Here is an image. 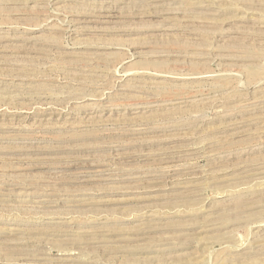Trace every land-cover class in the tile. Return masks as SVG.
<instances>
[{"label": "rangeland", "instance_id": "rangeland-1", "mask_svg": "<svg viewBox=\"0 0 264 264\" xmlns=\"http://www.w3.org/2000/svg\"><path fill=\"white\" fill-rule=\"evenodd\" d=\"M0 264H264V0H0Z\"/></svg>", "mask_w": 264, "mask_h": 264}, {"label": "bare ground", "instance_id": "bare-ground-1", "mask_svg": "<svg viewBox=\"0 0 264 264\" xmlns=\"http://www.w3.org/2000/svg\"><path fill=\"white\" fill-rule=\"evenodd\" d=\"M126 2V1H125ZM158 2V1H157ZM123 3V2H122ZM130 4V3H129ZM126 5V4H125ZM132 5V4H131ZM150 5V4H149ZM117 6V5H116ZM138 6V5H137ZM158 6V5H157ZM118 7H119V5H118ZM113 8V7H112ZM113 9H115V8H113ZM259 100V99H258ZM254 101V100H253ZM250 104V103H249ZM240 106V105H239ZM258 106V105H257ZM255 107V106H254ZM251 108V107H250ZM248 109V108H247ZM252 112V111H251ZM255 113V112H254ZM254 120V119H253ZM259 121V120H258ZM171 156V155H170ZM174 156V155H173ZM188 156V155H187ZM187 156H186V158H187ZM182 157V156H181ZM189 157V156H188ZM171 158V157H170ZM178 158H179V156H178ZM169 159V158H168ZM175 159V158H174ZM164 160V159H163ZM181 160H184V159H181ZM186 160V159H185ZM190 160V159H189ZM195 160V159H194ZM176 161V160H175ZM175 163V165H176V162H174ZM171 164H173V163H171ZM193 164H195V163H193ZM162 165V164H161ZM168 165V164H167ZM181 164H179V166H180ZM164 166V165H163ZM169 166H170V164L168 165V167H165V168H161L162 170H165L164 172H166V173H168L169 172V170L168 169H170L169 168ZM171 166H173V165H171ZM177 166V165H176ZM186 166H188L187 164H186ZM186 166H184V167H186ZM194 166V165H193ZM159 168V167H158ZM176 168V167H175ZM180 168V167H179ZM195 168V167H194ZM177 169V168H176ZM160 170V169H159ZM161 171V170H160ZM175 171V170H174ZM180 171H181V169H180ZM185 171V170H184ZM154 173H156V172H154ZM158 173H159V171H158ZM177 173V172H176ZM160 174H162L163 175V173L162 172H160ZM164 176V175H163ZM193 176V175H192ZM168 178V177H167ZM197 187V186H196ZM198 190V189H197Z\"/></svg>", "mask_w": 264, "mask_h": 264}]
</instances>
